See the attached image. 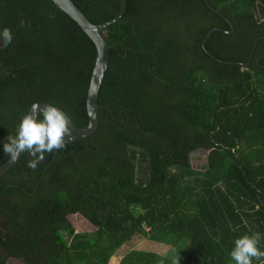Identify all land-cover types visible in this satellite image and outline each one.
I'll list each match as a JSON object with an SVG mask.
<instances>
[{
    "label": "trees",
    "instance_id": "obj_1",
    "mask_svg": "<svg viewBox=\"0 0 264 264\" xmlns=\"http://www.w3.org/2000/svg\"><path fill=\"white\" fill-rule=\"evenodd\" d=\"M71 1L94 25L121 6ZM206 1L125 0L100 31L111 48L98 127L45 153L35 170L22 153L0 176V264H235V239L253 232L264 251V0ZM5 27L13 39L0 42V167L6 137L33 104L87 126L96 57L51 0H0ZM205 152L193 167L190 155ZM75 214L94 230L76 231ZM135 237L169 249L121 254Z\"/></svg>",
    "mask_w": 264,
    "mask_h": 264
},
{
    "label": "clouds",
    "instance_id": "obj_2",
    "mask_svg": "<svg viewBox=\"0 0 264 264\" xmlns=\"http://www.w3.org/2000/svg\"><path fill=\"white\" fill-rule=\"evenodd\" d=\"M23 25L22 20L21 26ZM12 39L11 29L5 27L0 31V42L3 47L11 44ZM68 124V117L52 103L43 106L33 104L31 111L22 116L15 135L6 137L3 152L12 161L17 160L21 153H28L31 159L26 166L35 170L44 160L45 153H52L65 147V137L71 135ZM260 241L259 232L244 234L235 239L230 252L231 260L235 264H253L255 259L264 264V251L259 248ZM172 264H180V257L173 258Z\"/></svg>",
    "mask_w": 264,
    "mask_h": 264
},
{
    "label": "water",
    "instance_id": "obj_3",
    "mask_svg": "<svg viewBox=\"0 0 264 264\" xmlns=\"http://www.w3.org/2000/svg\"><path fill=\"white\" fill-rule=\"evenodd\" d=\"M51 1L54 3V5L57 8L63 11L79 26V28L91 39V41L93 42L96 48L95 62L86 95V112L88 116L87 126L85 128L77 127L75 124H73L70 118L61 110L68 117L69 120L68 127L70 128L71 135L65 137V143H70L75 140L83 139L92 135L98 127L97 95L107 68L109 49L111 48V46L102 38L100 31L106 28L109 24L117 21L123 15L125 9V0H121V4H120L121 6L118 15L114 19L100 25L92 24L71 0H51ZM203 2L209 6L206 0H203ZM214 12L218 14L216 10H214ZM212 30H210L206 34L205 38L202 41L201 47L203 49H204V42L208 39ZM231 32H232V28H230V31L227 33H231ZM37 104L43 106L46 103H37ZM31 108L32 106L30 107L28 112L31 111ZM55 152H57V150ZM17 160L12 161L11 159H9L6 163H4L0 167V176L3 175L6 171H8L16 163Z\"/></svg>",
    "mask_w": 264,
    "mask_h": 264
},
{
    "label": "rangeland",
    "instance_id": "obj_4",
    "mask_svg": "<svg viewBox=\"0 0 264 264\" xmlns=\"http://www.w3.org/2000/svg\"><path fill=\"white\" fill-rule=\"evenodd\" d=\"M206 156H207L206 152L193 153L190 155V164L195 168H202V166L205 165ZM68 221L71 223L72 227L78 232H92L94 230V227L79 214L69 215ZM123 248L124 249L121 251V254L123 252H126L134 248L156 251L158 253L166 252L169 249V247L166 245L157 244L154 241H148L147 239L142 237H135L133 240H131V242L127 244V246H124ZM116 256H117V252L112 258L114 259V257ZM117 260L118 259L115 258L113 262H111V264H115V263L117 264ZM7 264H23V262L18 260L8 259Z\"/></svg>",
    "mask_w": 264,
    "mask_h": 264
}]
</instances>
